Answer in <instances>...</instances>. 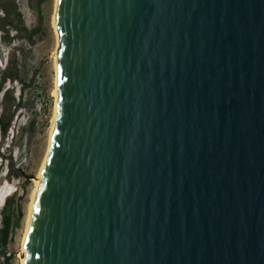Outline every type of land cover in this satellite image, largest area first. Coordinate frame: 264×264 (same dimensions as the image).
I'll return each instance as SVG.
<instances>
[{
	"label": "water",
	"instance_id": "water-1",
	"mask_svg": "<svg viewBox=\"0 0 264 264\" xmlns=\"http://www.w3.org/2000/svg\"><path fill=\"white\" fill-rule=\"evenodd\" d=\"M55 29L25 264H264V0H58Z\"/></svg>",
	"mask_w": 264,
	"mask_h": 264
},
{
	"label": "rangeland",
	"instance_id": "rangeland-1",
	"mask_svg": "<svg viewBox=\"0 0 264 264\" xmlns=\"http://www.w3.org/2000/svg\"><path fill=\"white\" fill-rule=\"evenodd\" d=\"M56 0H0V23L9 21V38L0 28V75L4 69L15 74L0 88V101L8 87L19 96L23 91V105L15 115L6 136L0 131V172L13 175L16 192L11 195L17 207L7 245V254L0 253V264L11 257L9 264H21L22 249L29 205L49 145L50 127L54 116L56 85L54 50L58 44L53 15ZM16 9V10H14ZM20 13L18 17L16 13ZM9 14V15H8ZM16 48L13 62L9 51ZM16 72H12L14 67ZM1 177V176H0ZM3 176L0 178L2 181ZM0 201V228L2 212Z\"/></svg>",
	"mask_w": 264,
	"mask_h": 264
},
{
	"label": "trees",
	"instance_id": "trees-1",
	"mask_svg": "<svg viewBox=\"0 0 264 264\" xmlns=\"http://www.w3.org/2000/svg\"><path fill=\"white\" fill-rule=\"evenodd\" d=\"M16 14L18 17L21 16V14L18 12ZM8 25L9 21H4L0 23V28L4 32L5 39L9 38L10 28L8 27ZM9 55L14 62L17 58L16 48H12L9 51ZM12 67H14L12 72H16L17 69H15L14 63L12 64ZM15 78V74L13 75V73H9L7 69H4L2 71V74L0 75V88L4 85L6 80H15ZM23 98V91L20 93L19 96H17L14 93L13 87H8L5 89L4 96L0 101V131L4 134V136L7 135L10 128L12 127L15 115L23 105ZM12 201L13 199L9 197L1 209L3 216L1 220L2 227L0 228V253H2L3 255L7 254L6 248L9 242L10 233L16 225V221L14 220V218L15 215H17V207L14 205V203L12 204ZM10 258L11 257H6L7 260L3 264H9Z\"/></svg>",
	"mask_w": 264,
	"mask_h": 264
},
{
	"label": "bare ground",
	"instance_id": "bare-ground-1",
	"mask_svg": "<svg viewBox=\"0 0 264 264\" xmlns=\"http://www.w3.org/2000/svg\"><path fill=\"white\" fill-rule=\"evenodd\" d=\"M57 2H58V0H56L55 11H54V15H53L54 28H55V17H56V10H57ZM55 32H56V37H57V41H58V33H57L56 29H55ZM53 57L55 59V69H56V85H55V89H54V95L56 97V100H55L54 116L52 118V123H51V127H50L49 145H48V150H47V153H46V156H45V160H44V162L42 164V167L40 169L39 174L34 178L35 188L33 190L32 197H31V202H30V205H29V214H28L27 226H26L25 234H24V237H23L22 249H21V251L19 253V256L21 258V264H25V241H26V237H27V234H28V229H29V226H30L32 208H33L35 197H36V194H37V191H38V187H39V185L41 183V180H42V171H43V168L45 166L46 159H47V156H48V153H49V149H50V145H51V139H52V133H53L54 126H55V121H56V101H57V96H58V91H57V60H58L57 45H56V48L54 50ZM12 194H13L12 192H10L7 196H6V194H1L0 195V201H1V199H4L5 196H6V198L7 197H11Z\"/></svg>",
	"mask_w": 264,
	"mask_h": 264
},
{
	"label": "clouds",
	"instance_id": "clouds-1",
	"mask_svg": "<svg viewBox=\"0 0 264 264\" xmlns=\"http://www.w3.org/2000/svg\"><path fill=\"white\" fill-rule=\"evenodd\" d=\"M1 157V156H0ZM0 176L2 177L3 176V179L2 181L0 182V191L3 193V194H6V196L12 192L13 194L16 192V189H14V181L11 180V178L13 177V175H10V171L7 170V169H2L1 172H0ZM0 177V178H1ZM12 194V195H13ZM6 196L4 197V199H1L2 201V204H1V207L4 206L6 200L9 198Z\"/></svg>",
	"mask_w": 264,
	"mask_h": 264
}]
</instances>
